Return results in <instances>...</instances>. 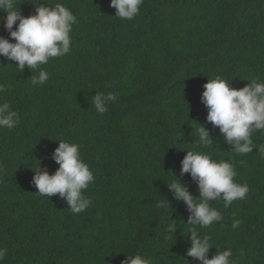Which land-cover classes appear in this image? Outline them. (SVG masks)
Segmentation results:
<instances>
[{
  "label": "trees",
  "instance_id": "obj_1",
  "mask_svg": "<svg viewBox=\"0 0 264 264\" xmlns=\"http://www.w3.org/2000/svg\"><path fill=\"white\" fill-rule=\"evenodd\" d=\"M38 2L17 6L29 17ZM46 2L77 17L71 51L41 66L48 82L33 86L39 69L21 71L0 56L7 85L0 100L21 118L0 130V247L7 249L0 264H121L137 254L152 264H202L186 255L190 213L166 185L173 173L199 196L190 174L180 175L184 150L234 164L235 181L249 187L228 208L211 202L223 220L199 228L211 237L208 258L231 248L237 264H264V155L236 154L201 101L216 76L236 89L264 82V0H144L132 21L115 17L110 0ZM0 36L15 42L2 22ZM96 92L119 93L104 114L92 106ZM198 124L210 132L208 147L199 144ZM252 138L264 146V132ZM59 140L80 145L95 178L84 191L90 206L76 215L59 194L40 196L32 183L39 161L50 175L59 168ZM166 198L169 207L157 208Z\"/></svg>",
  "mask_w": 264,
  "mask_h": 264
},
{
  "label": "clouds",
  "instance_id": "obj_2",
  "mask_svg": "<svg viewBox=\"0 0 264 264\" xmlns=\"http://www.w3.org/2000/svg\"><path fill=\"white\" fill-rule=\"evenodd\" d=\"M44 2L47 3L46 0ZM143 3L144 0H110L109 6L116 10L115 17L132 21L140 12ZM33 5L36 14L24 17L17 6V0H0V11L6 13V17H0V22L15 41L10 42L0 36V56L17 62L16 66L21 71L25 68L39 69L38 76L31 79L32 85L38 86L44 85L50 78L49 73L42 70L41 66L71 51V33L77 17L61 3L46 7L39 0ZM17 21L19 23L13 30ZM203 87L205 90L201 101L208 109L206 119L219 128L224 141L232 145L238 155L252 153L254 148H258L259 153L264 155V146L257 147L252 138L257 131L264 132V82H258V78L251 79L246 86L236 89L229 86L228 80L216 76L208 79ZM6 88V84L0 83V93H4ZM118 95L119 93L114 92H96L92 97V106L97 113L104 114L108 112L109 105L117 101ZM20 120L19 113L13 110L12 105L0 100V130H12L19 125ZM198 125L199 144L201 147H208L213 143L210 132ZM58 142L53 159L59 168L50 175L46 169L40 171L41 162L38 160L39 166L33 171L32 183L40 196L49 199L52 195L59 194L67 202L71 213L76 215L90 206L91 200L85 196L84 191L95 182V178L88 164L82 159L79 144L65 140ZM184 151L186 155L181 161L180 175L190 174L198 185L199 196L194 197L173 173L174 179L166 185L174 199L186 204L190 213L187 224L192 227L189 229L190 247L186 255L202 264H237L231 248L222 252L216 251L209 259V250L213 248L211 237L202 235L199 228H207L223 220V214L211 202L222 200L224 208H228L235 201L245 200L249 187L235 181L238 173L234 164L213 159L211 154L201 151ZM156 206L168 208L169 201L166 198ZM239 225L240 221L237 220L232 227L236 229ZM169 230L176 231L174 226ZM6 254L7 249L0 247V262ZM121 264H152V260L139 254L125 255Z\"/></svg>",
  "mask_w": 264,
  "mask_h": 264
}]
</instances>
